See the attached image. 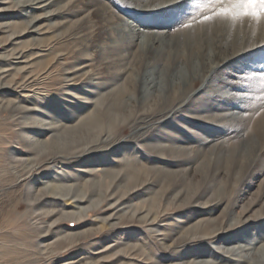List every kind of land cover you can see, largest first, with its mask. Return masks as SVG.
I'll return each mask as SVG.
<instances>
[{
  "label": "rangeland",
  "instance_id": "rangeland-1",
  "mask_svg": "<svg viewBox=\"0 0 264 264\" xmlns=\"http://www.w3.org/2000/svg\"><path fill=\"white\" fill-rule=\"evenodd\" d=\"M5 1L0 264H264V20Z\"/></svg>",
  "mask_w": 264,
  "mask_h": 264
},
{
  "label": "snow or ice",
  "instance_id": "snow-or-ice-1",
  "mask_svg": "<svg viewBox=\"0 0 264 264\" xmlns=\"http://www.w3.org/2000/svg\"><path fill=\"white\" fill-rule=\"evenodd\" d=\"M222 3L223 0H220ZM173 3L177 4L179 9L180 0H170L169 4L161 5L159 8H167ZM125 7L135 8V5H125ZM159 8H149V9H137L142 11H155ZM214 15H219L223 17H230L232 20H240L243 21L244 18H249L255 23L259 24L262 20H264V0H230L229 6L221 7L218 12L214 13ZM212 17H205V19H211ZM247 70V69H246ZM245 70V71H246ZM261 73H264V67L260 68ZM215 74V73H214ZM254 77H248V79H253ZM264 80V75L260 77ZM241 79L238 75H232L229 78V75L225 76L224 83L226 87L222 89L221 99H228V94L231 93L233 87H227V85L232 84L233 81Z\"/></svg>",
  "mask_w": 264,
  "mask_h": 264
},
{
  "label": "bare ground",
  "instance_id": "bare-ground-1",
  "mask_svg": "<svg viewBox=\"0 0 264 264\" xmlns=\"http://www.w3.org/2000/svg\"><path fill=\"white\" fill-rule=\"evenodd\" d=\"M27 1V0H26ZM44 1H46V0H40V1H38V3L37 4H39V3H41V2H43L44 3ZM9 1H5V0H0V3H4V4H7ZM19 2H21V1H19ZM24 2V1H23ZM32 3H33V1H32ZM170 3V2H169ZM169 3H167V4H169ZM37 4L35 5V4H31L30 6H31V8H42L43 6L44 7H46V6H48V2L46 1V3H44V5H41V6H37ZM23 5V4H22ZM12 6H14V5H7V6H5V5H3V6H1V10L0 11H2L3 13H5V14H7V13H11V9H12ZM21 7V6H20ZM19 8V7H18ZM16 9H17V7H16ZM37 22V21H36ZM36 32H38V31H36ZM40 33H42V32H40ZM11 57V56H10ZM23 56H22V54H19V55H14V56H12V58L13 59H15V60H17V62H15V63H19V61H20V59L22 58ZM20 62H24V61H20ZM3 71H8V69H6V70H3ZM152 82V84L150 85V86H152L151 88H153L154 87V81H151ZM22 84V83H21ZM3 87H6V85H2V88ZM22 87V86H21ZM49 129H51V128H49ZM80 199H76V200H78V201H80V200H83L85 197L84 196H80L79 197ZM236 221H238V220H236ZM105 250H107V249H105Z\"/></svg>",
  "mask_w": 264,
  "mask_h": 264
}]
</instances>
